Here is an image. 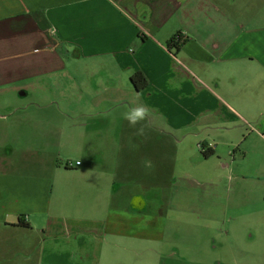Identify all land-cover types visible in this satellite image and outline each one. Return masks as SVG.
<instances>
[{
    "label": "crops",
    "instance_id": "obj_1",
    "mask_svg": "<svg viewBox=\"0 0 264 264\" xmlns=\"http://www.w3.org/2000/svg\"><path fill=\"white\" fill-rule=\"evenodd\" d=\"M176 35L183 42L170 45ZM136 72L147 81L140 91L130 79ZM51 86L53 98L75 87L104 111L125 104L122 94L137 96L134 107L150 113L146 130L178 134L171 140L139 139L138 147L146 148L139 154L151 159L152 148L182 147L180 134L187 130L245 126L247 135L234 145L239 156L232 157L230 193L244 206L256 190L264 209V0H0V96L34 97ZM6 109L0 118L20 108ZM202 147L210 152H201L202 159L221 160L210 143ZM252 157L260 160L249 172L241 164ZM75 163L71 168L82 167ZM113 184L112 198L107 190L98 209L102 219L81 216L50 228L54 255L63 253L70 264H92L105 237L114 247L126 238L163 243L165 220L152 213L154 205L147 204L149 213L142 217L127 215L124 189ZM4 186L0 194L14 193L17 205L0 203V225L30 231L26 212L34 204L46 212L47 192L15 193Z\"/></svg>",
    "mask_w": 264,
    "mask_h": 264
},
{
    "label": "rangeland",
    "instance_id": "obj_2",
    "mask_svg": "<svg viewBox=\"0 0 264 264\" xmlns=\"http://www.w3.org/2000/svg\"><path fill=\"white\" fill-rule=\"evenodd\" d=\"M4 93L0 116L7 106L20 109L0 118V183L15 193L44 190L48 210L39 212L36 204L31 206L33 211L26 212L30 231L0 225V264H70L63 253L54 255L57 246L51 248L50 228L81 216L102 219L98 209L107 190L112 198L114 181L115 188L124 189L127 215L142 217L149 213L146 205H154L152 213L165 220L164 241L140 243L126 238L114 247L105 237L92 264H264L261 195L255 190L240 206L230 193L235 181L232 157L239 156L234 145L242 141L241 134L247 135L245 126L187 130L180 134L185 139L182 147L152 148L151 159L139 154L146 149L138 147L139 139L171 140L178 134L145 129L137 135V128L123 116L130 105H138L135 95L122 94L125 104L104 111L75 87L66 89L62 99L53 98L54 86L34 97ZM203 143H210L221 160L202 159L201 152L209 149ZM259 160L252 157L241 166L250 172ZM75 161L82 167L71 168ZM134 190L140 191L130 195ZM16 200L14 193L0 194V203L16 206Z\"/></svg>",
    "mask_w": 264,
    "mask_h": 264
},
{
    "label": "clouds",
    "instance_id": "obj_3",
    "mask_svg": "<svg viewBox=\"0 0 264 264\" xmlns=\"http://www.w3.org/2000/svg\"><path fill=\"white\" fill-rule=\"evenodd\" d=\"M124 119L128 120L129 125L133 128L136 127L137 124H140L142 121L146 122L141 125L140 128L137 129V135H143L145 127L149 126L148 122H150V113L149 110L145 106L138 107H130L128 108L124 114Z\"/></svg>",
    "mask_w": 264,
    "mask_h": 264
},
{
    "label": "trees",
    "instance_id": "obj_4",
    "mask_svg": "<svg viewBox=\"0 0 264 264\" xmlns=\"http://www.w3.org/2000/svg\"><path fill=\"white\" fill-rule=\"evenodd\" d=\"M176 37L178 38V40H176L177 39ZM179 39L181 40L180 36L176 35L173 39L170 40L169 44L170 45L171 44L178 45L181 42H183V40L180 42ZM175 40H176V43H174ZM170 45H169V47H170ZM130 79H131V83L133 85V88L135 90H137V91H140L141 89H143L147 85V81H146L145 77L140 72H136L135 74H133ZM202 152H203V155L205 157H207L209 155V153H210L208 150L207 151H202ZM19 224L27 225L26 223H22V222H19Z\"/></svg>",
    "mask_w": 264,
    "mask_h": 264
},
{
    "label": "built area",
    "instance_id": "obj_5",
    "mask_svg": "<svg viewBox=\"0 0 264 264\" xmlns=\"http://www.w3.org/2000/svg\"><path fill=\"white\" fill-rule=\"evenodd\" d=\"M176 38H177V37H176ZM176 38H175V39H176ZM180 38H181V40L179 39V41L181 42V41L183 40V38H182V36H180ZM176 40H178V38H177ZM176 40L174 41V43H176ZM201 149H202V148H201ZM202 150H203V149H202ZM75 165H79V162H76Z\"/></svg>",
    "mask_w": 264,
    "mask_h": 264
}]
</instances>
